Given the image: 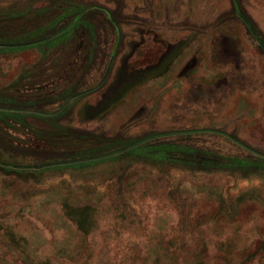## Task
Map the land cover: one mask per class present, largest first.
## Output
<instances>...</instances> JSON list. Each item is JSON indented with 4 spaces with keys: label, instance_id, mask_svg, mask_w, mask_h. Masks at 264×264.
I'll return each mask as SVG.
<instances>
[{
    "label": "rangeland",
    "instance_id": "obj_1",
    "mask_svg": "<svg viewBox=\"0 0 264 264\" xmlns=\"http://www.w3.org/2000/svg\"><path fill=\"white\" fill-rule=\"evenodd\" d=\"M81 1L0 0V264H264V0Z\"/></svg>",
    "mask_w": 264,
    "mask_h": 264
},
{
    "label": "trees",
    "instance_id": "obj_2",
    "mask_svg": "<svg viewBox=\"0 0 264 264\" xmlns=\"http://www.w3.org/2000/svg\"><path fill=\"white\" fill-rule=\"evenodd\" d=\"M60 2H63L64 3V5H60V9H61V11L59 12V14L57 15V17L58 18H60V19H64V20H67V18L65 19L64 17H65V15L66 14H68L70 11H71V9H73V11H74V19L76 18V16L78 15V17L73 21V22H77V21H79L80 20V18L82 17V15L89 9V8H91L90 6H88V5H85L84 3H81L82 1L81 0H60ZM62 3V4H63ZM47 9L48 8H44L43 10L44 11H47ZM237 12H238V15H240V17H242L243 19V21H244V23L246 24V26H247V28L249 29V31L252 33V35L255 37V39L256 40H258L259 42H260V44H264V42H263V40H262V38L259 36V34H258V32H256V29H255V27L253 26V24H252V22L248 19V17H246L242 12H241V10L240 9H238L237 10ZM35 14V13H34ZM8 15V14H7ZM11 17H13V14H12V12H11V14H9ZM8 15V16H9ZM71 20H69V23L67 24H64V27L63 28H61V30L59 31V32H57L55 35H53V38L54 37H60V36H62V35H65L66 33H67V31H70L71 30V27L75 24V23H73ZM51 22H53V21H51ZM51 22L50 23H48V24H51ZM43 26V25H42ZM39 27H41V26H39ZM67 39H65V41H66ZM87 57V59H88V62H87V64H91L93 61H94V59H90L89 60V57L88 56H86ZM103 78V77H102ZM101 78V79H102ZM0 143H2V144H6V141H5V139L3 140V138L0 136ZM178 145L177 146H174V145H172V146H169L170 147V149L169 150H165V149H161L162 151L163 150H165V151H163V152H166V155H165V157H166V160L168 161V163L169 162H180V163H186V164H189L188 162H184V160H181V159H179V157H180V155L181 154H184V151H187V149H186V147L183 145V144H180V143H177ZM181 146H183L184 148H182ZM173 147V148H172ZM165 154V153H164ZM165 157H163V158H165ZM261 158H264V157H261ZM206 165V164H205Z\"/></svg>",
    "mask_w": 264,
    "mask_h": 264
}]
</instances>
